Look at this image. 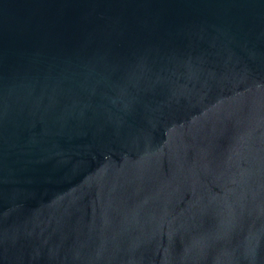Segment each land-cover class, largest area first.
Instances as JSON below:
<instances>
[{"label": "water", "instance_id": "95a60500", "mask_svg": "<svg viewBox=\"0 0 264 264\" xmlns=\"http://www.w3.org/2000/svg\"><path fill=\"white\" fill-rule=\"evenodd\" d=\"M0 264H264V0H0Z\"/></svg>", "mask_w": 264, "mask_h": 264}]
</instances>
